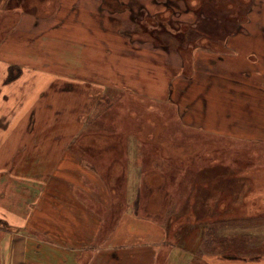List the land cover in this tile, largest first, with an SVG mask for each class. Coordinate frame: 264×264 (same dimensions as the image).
Returning a JSON list of instances; mask_svg holds the SVG:
<instances>
[{
    "label": "rangeland",
    "instance_id": "rangeland-1",
    "mask_svg": "<svg viewBox=\"0 0 264 264\" xmlns=\"http://www.w3.org/2000/svg\"><path fill=\"white\" fill-rule=\"evenodd\" d=\"M224 1L0 0L1 238L31 217L53 264L63 227V264L264 252V0L235 37Z\"/></svg>",
    "mask_w": 264,
    "mask_h": 264
},
{
    "label": "crops",
    "instance_id": "crops-1",
    "mask_svg": "<svg viewBox=\"0 0 264 264\" xmlns=\"http://www.w3.org/2000/svg\"><path fill=\"white\" fill-rule=\"evenodd\" d=\"M259 57L264 61V55L261 56L259 54ZM2 133V132H1ZM3 134V133H2ZM70 184H74L73 182L69 183ZM69 191V192H68ZM65 192L64 194V198L67 196L69 197V199L71 198V202L69 204L68 207V212L65 213L64 210L62 209V212L67 216V217H72V214L74 212L73 210V206L74 205H78L79 200L74 198V193L71 191V189ZM61 207H63V203H61ZM61 207H57L56 209H61ZM64 208H67V205L64 204ZM71 210V215L69 216V211ZM0 214L1 215H5L7 217L11 216V217H16L17 215H15V213L13 212H9V210H1L0 209ZM31 216V215H30ZM201 216V215H200ZM30 218H28V220H24V226L19 227L20 231L18 232H10L8 234H3V237H0V264H53V263H49L47 260V241L43 242V245L41 243H37L33 242L31 240L30 235H28L29 232H26L27 229L29 228L28 226H26L25 224H29L30 222ZM72 220V219H71ZM93 224V223H92ZM65 225V223H64ZM95 225L93 224V228L94 229ZM93 232H95L93 230ZM122 232V228L120 225H117L114 230L111 232V236L113 235V237L117 238L119 241H117L116 244L112 243L114 240L110 239L109 242L107 243V248H113V247H118L120 248V246L124 243L123 242V237L122 235H120V233ZM38 233H42L45 235V233L43 231H39ZM1 234V232H0ZM153 234V233H151ZM64 235L69 236L70 237V242L71 239H73L74 241H79V237H74V235L72 234L71 231L69 230H64V227L59 231V233L53 235L54 237H59V240L55 243L52 244L53 248H57L56 249V258H55V263H57V261L59 260L61 262V264H63V252L65 251V247L68 245L70 249H74L72 246L74 244H64ZM155 235V234H153ZM87 236H90V233L87 234ZM165 237H160L157 236V239H151V240H156L154 243H152L151 245H155L157 243V241L160 243L162 240H164ZM75 241V242H76ZM112 244V247H111ZM76 246V245H74ZM180 246H185V245H180ZM77 248L79 247L76 246ZM172 249L169 251L168 257L167 259H163L162 261L160 259H158L157 261V255L154 254V256L151 257V261H148V264H193V254L191 253H186V251H190L192 250L194 255L196 250H200L197 249L196 246L190 244V246H188L189 248H185V247H178V245H171L170 246ZM179 248V249H176ZM130 250H133V248H129ZM59 251V252H58ZM182 251V252H181ZM214 256H209L210 259H212ZM218 258L222 257L221 255L217 256ZM250 257L247 258H232L231 260H226L228 262V264H250L252 261H259V257L257 258H253L252 260H249ZM53 259H49V261H52ZM149 260V259H148ZM165 260V262H163ZM225 260V259H224ZM203 261L206 264H215L214 262H209V259H205L203 258ZM241 261V262H240ZM209 262V263H207ZM260 263L258 264H262L264 262V260L259 261ZM264 264V263H263Z\"/></svg>",
    "mask_w": 264,
    "mask_h": 264
},
{
    "label": "flooded vegetation",
    "instance_id": "flooded-vegetation-1",
    "mask_svg": "<svg viewBox=\"0 0 264 264\" xmlns=\"http://www.w3.org/2000/svg\"><path fill=\"white\" fill-rule=\"evenodd\" d=\"M205 1L213 4L215 3L216 6H220V7L223 4H225L224 0H205ZM226 3L231 4L232 5L231 8L229 10H221V11L224 14L230 11L231 14L230 18L233 19L234 25H236V27H235V31L232 32L231 30L227 29V32H231L230 33L231 37H235L241 30V24H244L246 22L248 23L249 21L247 20V15H248L247 11H249V6L252 4V0H245L243 1V4H241L240 7L238 6L236 8L234 7V5L236 4V0H231ZM225 15H226L225 17L228 18L227 17L228 15L227 14Z\"/></svg>",
    "mask_w": 264,
    "mask_h": 264
},
{
    "label": "trees",
    "instance_id": "trees-1",
    "mask_svg": "<svg viewBox=\"0 0 264 264\" xmlns=\"http://www.w3.org/2000/svg\"><path fill=\"white\" fill-rule=\"evenodd\" d=\"M189 11H190V8L187 9V15L189 14ZM231 20L234 23L233 19H231ZM236 36H238V34ZM251 239L252 238H249V242L250 243H251V241H250ZM209 250H211V252H215V250H213V249H209ZM200 251H202V250H196L195 252L196 253H200ZM227 251H228V249H225V250H223L221 252H227ZM262 253H264V252H262V251L260 252V250L258 248L252 249L250 247H244V250L240 251L238 249V251L234 252V254H232V253H230V254H221V253H219V255H221L222 257L225 256V257H223L225 260H231L232 258H247L249 256H253V258H257V257H259V255H262ZM255 254H259V255H255Z\"/></svg>",
    "mask_w": 264,
    "mask_h": 264
},
{
    "label": "bare ground",
    "instance_id": "bare-ground-1",
    "mask_svg": "<svg viewBox=\"0 0 264 264\" xmlns=\"http://www.w3.org/2000/svg\"><path fill=\"white\" fill-rule=\"evenodd\" d=\"M4 111H5V109H4ZM0 113H2V112L0 111ZM8 134H9V132L8 133L6 132V133L3 134V136H5V137H3V136H1V137L5 138L7 140L8 139V137H7Z\"/></svg>",
    "mask_w": 264,
    "mask_h": 264
}]
</instances>
